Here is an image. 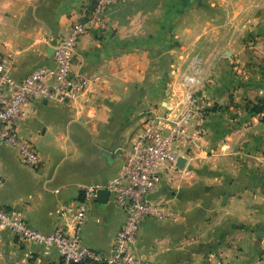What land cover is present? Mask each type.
Wrapping results in <instances>:
<instances>
[{
  "label": "crops",
  "instance_id": "0c3cea01",
  "mask_svg": "<svg viewBox=\"0 0 264 264\" xmlns=\"http://www.w3.org/2000/svg\"><path fill=\"white\" fill-rule=\"evenodd\" d=\"M94 1L0 0V57L12 55V74L52 65L49 49ZM105 19L79 38L72 58L76 72L101 77L100 89L75 101L35 100L16 122L40 168L0 141V205L43 232L72 228V215L59 207L117 176L133 131L148 120L167 130L165 115L185 110L193 89L198 106L172 145L186 167L160 173L152 193L176 217L143 220L134 250L144 264H264V107L247 116L232 98L264 99V0H120ZM194 61L198 87L182 80ZM225 179L244 187L217 192ZM124 221L121 208L96 198L82 242L109 252ZM0 246L11 249L8 257L29 256V264H61L56 248L46 252L1 228Z\"/></svg>",
  "mask_w": 264,
  "mask_h": 264
},
{
  "label": "built area",
  "instance_id": "2783aa9c",
  "mask_svg": "<svg viewBox=\"0 0 264 264\" xmlns=\"http://www.w3.org/2000/svg\"><path fill=\"white\" fill-rule=\"evenodd\" d=\"M119 1L95 0L84 19L74 21L68 32L54 44L52 65L36 67L17 79L12 74V55L0 57V141L17 147L25 164L33 168L42 165L36 147L20 137L16 130V122L25 105L35 100L75 101L92 88L100 89L101 77L76 72L72 58L79 38L94 27L106 26V8ZM182 80L188 86L198 87L201 83L189 73ZM195 92L193 89L186 92L188 106L185 110L165 115L169 124L167 130L155 120H148L133 131L130 150L117 176L105 185H89L84 191V200L59 207L61 216L72 215V228L59 223L53 231L43 232L31 226L16 211L2 205L0 228L42 246L46 252L56 248L61 255V264H144L134 250L141 222L149 218L176 217L170 208L153 202L152 193L160 173L176 166L178 156L172 145L183 136L192 117V109L198 106ZM102 188L110 191L109 201L125 213L124 224L109 252L85 245L81 239L82 225L89 217L90 202L97 198V192Z\"/></svg>",
  "mask_w": 264,
  "mask_h": 264
},
{
  "label": "rangeland",
  "instance_id": "374dc122",
  "mask_svg": "<svg viewBox=\"0 0 264 264\" xmlns=\"http://www.w3.org/2000/svg\"><path fill=\"white\" fill-rule=\"evenodd\" d=\"M93 5V3L91 4V5H89V7L87 8V10H86V13L85 14H87L88 12H89V9L91 8V6ZM82 19H84V16H83V18H81V19H77V21L78 20H82ZM197 68V66H196V61H194V64H192V65H190L189 66V68L184 72V74H183V76H182V78L186 75V74H192V75H195V73H194V71H195V69ZM90 90H92V91H94V92H96V91H98V90H95V88H92V89H90ZM235 96V95H234ZM234 96H232V98H233V100H238L239 102H240V104H241V106H244L245 107V109H246V114H247V116H249V115H251V116H256V114L255 113H259V111H260V108H263L264 107V99H262V98H257V97H244V96H241V97H239V98H236V97H234ZM238 115V114H237ZM259 120H262V119H264V114H260L259 115ZM27 165V164H26ZM27 166H29V165H27ZM29 167H31V166H29ZM186 166H184L183 168H177L176 169V171H184V168H185ZM31 168H33V167H31ZM40 168V167H39ZM35 169H38V168H35ZM232 172H234V171H232ZM247 172V171H246ZM252 172H254V170L252 171ZM232 181H233V179H229V180H227V179H225V181H222L221 182V186L222 187H216L218 190H217V192L219 191V190H223V191H226V193L228 192V193H230L231 191H234L235 189H238V187L239 186H241V187H244V183H241V184H235L236 186H234L233 185V183H232ZM218 182V181H217ZM253 184H254V182H252ZM251 183V184H252ZM250 183H248V184H246V186H249V185H251ZM196 187H198L197 188V190H199V192L200 191H202V189L203 188H201L200 187V184H199V186H197V185H195ZM172 193H174V194H176L177 193V190L176 189H172V191H171ZM203 212V213H202ZM200 215H202V217L203 216H205L206 218H208V220H210L211 219V217H209L210 215L208 214V212H206V211H200ZM234 227V226H233ZM232 227V230L233 229H235V228H233ZM236 227H239V225H236ZM234 231V230H233ZM220 235H221V233H220ZM219 235V236H220ZM218 236V237H219ZM221 238V237H220ZM203 239V238H202ZM219 239V238H218ZM222 239V238H221ZM212 243L213 244H216V243H219V240H217V239H215L214 241H212ZM202 245V243H200L199 244V246H201ZM216 246V245H215ZM7 252H9V254H10V252H11V249L8 247V246H0V263L1 264H29L30 262H31V259H30V257L29 256H25V257H21V256H19L18 258L13 254V258L12 257H8V255H6V253Z\"/></svg>",
  "mask_w": 264,
  "mask_h": 264
},
{
  "label": "water",
  "instance_id": "95a60500",
  "mask_svg": "<svg viewBox=\"0 0 264 264\" xmlns=\"http://www.w3.org/2000/svg\"><path fill=\"white\" fill-rule=\"evenodd\" d=\"M54 53V47L49 49V54L52 56ZM186 159L184 157H179L176 162V167L183 168L185 166ZM110 198V191L108 189L102 188L97 192V199L101 203H108Z\"/></svg>",
  "mask_w": 264,
  "mask_h": 264
},
{
  "label": "trees",
  "instance_id": "16d2710c",
  "mask_svg": "<svg viewBox=\"0 0 264 264\" xmlns=\"http://www.w3.org/2000/svg\"><path fill=\"white\" fill-rule=\"evenodd\" d=\"M218 108H219L218 105H215V106L213 107V110L216 111Z\"/></svg>",
  "mask_w": 264,
  "mask_h": 264
}]
</instances>
